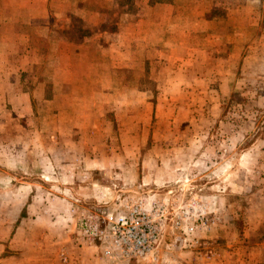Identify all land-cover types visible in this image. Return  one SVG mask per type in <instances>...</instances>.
<instances>
[{
	"label": "rangeland",
	"instance_id": "obj_1",
	"mask_svg": "<svg viewBox=\"0 0 264 264\" xmlns=\"http://www.w3.org/2000/svg\"><path fill=\"white\" fill-rule=\"evenodd\" d=\"M75 1L98 9L102 22L91 29L113 40L112 86L51 85L65 71L47 63L58 39L90 31L73 17ZM167 2L171 9L153 6ZM46 11V65L27 78L50 83L24 103L13 97L20 85L0 86L4 250L23 248L6 249L14 234L39 249L44 233L55 242L49 256L64 264H264V0H60ZM148 16L163 18L160 32L126 46L123 26ZM10 35L0 25L2 50L21 44L16 56L3 54L7 70L26 68L25 42ZM87 54L89 66L65 75L109 80ZM136 205L156 229L154 261L106 257L82 240L89 216Z\"/></svg>",
	"mask_w": 264,
	"mask_h": 264
},
{
	"label": "crops",
	"instance_id": "obj_2",
	"mask_svg": "<svg viewBox=\"0 0 264 264\" xmlns=\"http://www.w3.org/2000/svg\"><path fill=\"white\" fill-rule=\"evenodd\" d=\"M56 1L57 3L60 2V0H5V1L2 0L0 2V25L5 26L6 30L9 29L11 31V35L9 37L10 40L12 38H17V39L20 38L25 42V44L23 45L25 47L24 53H26V56L22 54L21 56L22 57L25 56V60L28 65L26 66V68L23 67L20 68L19 70L17 64H14L16 69H10L8 71L7 64L5 65L7 59L5 58V56H3V54L10 53L12 55L13 52L14 55V53L16 52L15 54L16 56L17 50L19 51L21 44H18L17 46L15 44L16 41L13 40H12L13 42H9V45L4 44L10 47L11 51L9 52H5L4 50H2L3 46L0 47V86H3L4 83L6 85H9L10 87L11 86L17 87L20 85L21 88L20 91L15 95H13L15 101L19 100L23 103L24 101L27 100L29 101V97L32 96L31 93L34 91V88L36 89L39 87H46L48 86L46 84L50 83V82L45 83L46 81L39 82L37 81L36 78H34L35 77L34 75H32L30 79L27 77H29V73H28L29 70L37 69L38 71H42L43 67L46 65L44 64L46 62V59H44V54L47 51L48 45L50 43L49 33H51L49 31L51 30L49 25L51 21V15L47 13L46 9L49 2H56ZM134 1L138 3L140 0H134ZM93 2L96 3L97 8L98 6L100 8L111 7V4L109 6H106V2L99 4H97L96 1ZM79 3L80 4H77V2L75 1L73 5H71L74 8L73 17L77 19L80 23H82L83 27H87L88 29H90L89 33H85L84 35L79 36V38H81V41L75 39L77 43L74 42L75 40H72L70 38L58 39L59 49L55 54H53L54 52L52 53L54 56L52 55L50 60L47 59V63L50 62L53 67V72L56 70V72L58 73H59L58 70L60 69L62 70L64 69L65 70L64 72H66L68 70V67L81 68L82 70H84L85 65L89 66V63L83 64L86 61H84L85 58H81V57H84L83 55H86L88 53L87 55L89 57L96 56V61H97L96 63H98V67L95 63L91 65L100 68L102 71H107V72L109 71L110 79L109 80L103 79L98 81V78H94L93 80H91L88 74H85V77L82 76L80 80L78 78H73V76L71 75L68 77L67 74L65 75V73L61 71L59 73L61 77H59L57 74L58 77L57 81H60V83L51 82V85H53V87L63 86L65 88H69L75 85H81L85 87L112 86L114 57L111 52H113V48H112L114 44L113 40H108V35H109L108 31L99 32V31H93L91 29L92 27H96L99 23L102 22L98 18V9L97 8H96L97 10L93 9V11L92 9L83 10L82 2ZM58 6L61 7L60 4ZM137 6H143V5L137 4ZM153 6L154 8L163 7L164 10H168L169 8L171 9V5L168 4V2L159 5L155 4ZM162 17L164 18V20L166 19L165 21L167 22L170 18L169 15L166 17L164 16ZM58 18H59L58 20L60 21L61 15H58ZM147 18L141 19L140 17H138L137 20L130 21L127 25L123 26V28H125L123 33L124 35H126L125 39L127 40L125 44L126 46H129L130 44V42L128 41H132L135 39H138L136 41L137 42L136 46L138 45L141 46V44L145 46L146 40L144 39V37H146L145 36L146 33H148L149 35L155 34V36H157V34L160 32L158 29L160 28L159 26L156 25V21L157 23L163 22L160 21L163 18L160 20H158L159 18L157 16H148ZM192 21L193 20H191V22ZM61 23H69V19L64 18V20H62ZM21 28H23V31L17 32V30ZM37 30L39 31L41 30L43 33L41 35H35ZM14 31L16 32L13 33ZM123 33L121 34L123 35ZM141 41H143V43H141ZM37 42H40L41 44H37ZM128 53L129 52L127 50V54ZM100 56H105L106 57L105 60H101ZM18 58L20 57L18 56ZM14 63H17V60H15ZM20 71L26 72V75L22 80L25 82L27 86L23 87V82H21L22 80H18V74ZM5 75L9 76L8 78L9 82L8 80H5L6 78ZM66 77L67 79H65ZM80 82L82 83L80 84ZM56 91L55 93H57ZM65 96H70V95L68 92H66ZM2 97L5 96L2 95ZM42 102H49V101L42 100ZM43 235H44L43 238L44 244L41 242H36V244L41 246V248L33 249L31 248L32 242L27 243V239H25L23 236L21 237L20 235L14 234L10 239V246H6V249H9L8 247H13V246L15 247L21 246L23 248L21 249V251L11 254L4 250L5 248L4 244L3 245L0 244V264H64L57 260L56 255L54 257L49 256V251H48L50 247L49 244L55 243V242H51L54 239L53 236H49V235L46 236V234L44 233ZM80 250L81 249H77L76 251H80ZM68 256L70 257V255ZM66 262H67L66 264H76L77 260L71 261V258H69Z\"/></svg>",
	"mask_w": 264,
	"mask_h": 264
},
{
	"label": "built area",
	"instance_id": "obj_3",
	"mask_svg": "<svg viewBox=\"0 0 264 264\" xmlns=\"http://www.w3.org/2000/svg\"><path fill=\"white\" fill-rule=\"evenodd\" d=\"M141 207H127L126 212L106 213L99 221L89 216L80 235L86 243H97L103 256L113 253L121 258L154 261L157 234ZM191 229H189L190 231Z\"/></svg>",
	"mask_w": 264,
	"mask_h": 264
},
{
	"label": "trees",
	"instance_id": "obj_4",
	"mask_svg": "<svg viewBox=\"0 0 264 264\" xmlns=\"http://www.w3.org/2000/svg\"><path fill=\"white\" fill-rule=\"evenodd\" d=\"M214 10H211V12H213ZM210 12V13H211ZM216 12V11H215ZM212 14V13H211ZM221 17V16H220ZM145 74H146V70L144 71ZM26 73L25 71H21L19 74H18V80H22L24 77H25Z\"/></svg>",
	"mask_w": 264,
	"mask_h": 264
}]
</instances>
